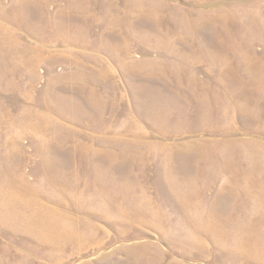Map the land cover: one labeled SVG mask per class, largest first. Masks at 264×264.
<instances>
[{
    "label": "rangeland",
    "instance_id": "obj_1",
    "mask_svg": "<svg viewBox=\"0 0 264 264\" xmlns=\"http://www.w3.org/2000/svg\"><path fill=\"white\" fill-rule=\"evenodd\" d=\"M0 264H264V0H0Z\"/></svg>",
    "mask_w": 264,
    "mask_h": 264
}]
</instances>
